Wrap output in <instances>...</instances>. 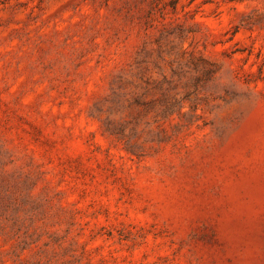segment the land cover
<instances>
[{
	"label": "rangeland",
	"instance_id": "obj_1",
	"mask_svg": "<svg viewBox=\"0 0 264 264\" xmlns=\"http://www.w3.org/2000/svg\"><path fill=\"white\" fill-rule=\"evenodd\" d=\"M0 264H264V0H0Z\"/></svg>",
	"mask_w": 264,
	"mask_h": 264
}]
</instances>
